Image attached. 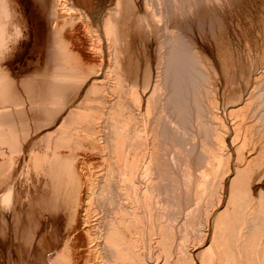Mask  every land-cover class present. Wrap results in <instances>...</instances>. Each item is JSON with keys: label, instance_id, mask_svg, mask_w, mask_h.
Segmentation results:
<instances>
[{"label": "bare ground", "instance_id": "bare-ground-1", "mask_svg": "<svg viewBox=\"0 0 264 264\" xmlns=\"http://www.w3.org/2000/svg\"><path fill=\"white\" fill-rule=\"evenodd\" d=\"M108 2L0 0V264H264V0Z\"/></svg>", "mask_w": 264, "mask_h": 264}, {"label": "rangeland", "instance_id": "rangeland-1", "mask_svg": "<svg viewBox=\"0 0 264 264\" xmlns=\"http://www.w3.org/2000/svg\"><path fill=\"white\" fill-rule=\"evenodd\" d=\"M178 1H179V0H178ZM180 1H183L184 3L186 2V0H180ZM180 1H179V3H180V8H184V6H185L186 3H185V4H184V3L182 4V2H180ZM174 2H176V4L179 6V3L177 2V0H174ZM108 3H109L108 0H95V4H96V6L100 7V8L95 9L94 12H93V13H94V16H95V18H96L97 21L101 20L102 15H103V13H104V9L107 7L106 5H108ZM101 8H103V9H102V11H103L102 15H101V12H102V11H100ZM259 18H260L259 16H258V17H255L256 22H255V20H254V24H257V23L259 24V23H260V22H259V21H260ZM205 19H206V21H207V22H204V23H205V27H203V25H201V22H200V24H199V21H195V22H194V26L196 25V29H197L198 27H200V29H202V30L204 29L203 31L206 32V30H207L206 28H208V26H206V23H207V25H208V22H209L210 18H205ZM208 19H209V20H208ZM197 23H198V24H197ZM255 26H256V25H255ZM257 26H258V25H257ZM184 29H185V30L188 29V30H186V31L184 30V31H185V34L189 35L190 33H186V32H189V31H190L189 27L184 28ZM250 30H251V29H250ZM196 34L198 35V33H196ZM199 34H200V33H199ZM205 34H206V33H204V34L201 33L200 35H202V36H206ZM253 34H254V33H253ZM200 35H198V36H200ZM207 36H208V33H207ZM37 43H38V41H37L34 45H32L35 49L30 45V46H29L30 48L28 47V48L26 49L25 52H22V54L19 55V60H17V61H19V62L16 61L15 63H18V65H19L20 62H21L20 59H21V57H22L23 59H25V61H24L25 63H24V64H26V65H32V64L34 65V63L36 64L37 61L40 59V56L43 55V50H40L39 47H41V46L39 45V43H38V44H37ZM37 46H39V47H37ZM257 47H258V49H259V48L262 49L261 43H259V46H257ZM218 48H219V47H218ZM221 48H222V46H221ZM29 49H30V50H29ZM31 49H33V51H31ZM36 49H37V50H36ZM34 50H35V51H34ZM39 50H40V51H39ZM30 52H31V53H30ZM222 52H223V53H222L223 57H228V55H227L228 53H226L225 50L222 49ZM27 53H28L29 55H27ZM37 54H38V55H37ZM39 54H42V55H39ZM33 56H34V57H33ZM35 56H38V57H37V60H36V57H35ZM26 60H27L28 62H27ZM29 60H30V61H29ZM32 60H33V61H32ZM26 62H27L28 64H27ZM32 62H34V63H32ZM16 65H17V64H16ZM18 65H17V66H18ZM37 264H38V263H37Z\"/></svg>", "mask_w": 264, "mask_h": 264}]
</instances>
